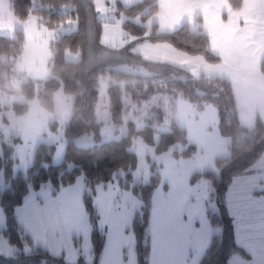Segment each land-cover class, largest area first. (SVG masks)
Segmentation results:
<instances>
[{
    "label": "crops",
    "instance_id": "0c3cea01",
    "mask_svg": "<svg viewBox=\"0 0 264 264\" xmlns=\"http://www.w3.org/2000/svg\"><path fill=\"white\" fill-rule=\"evenodd\" d=\"M141 1L95 0V3L99 2L106 10H114L116 3L127 8ZM157 5L158 11L144 24L149 31L156 27L160 33H172L183 25H194L200 19L208 33L211 50L220 57V63L211 64L202 57L188 56L169 44L145 41L136 44L133 51L148 61L185 68L195 77L204 75L228 80L233 87L241 124L254 128L258 117L264 121V0H243L240 11H234L229 0H158ZM106 23L118 31L117 39L113 37L115 44L103 42L102 33L104 46L121 48L134 40L127 38L122 25L113 20ZM0 28L3 36L14 37L19 31L24 34L23 53L19 65L14 67L19 72L15 79L20 86L26 78L47 79L52 59L51 44L63 34L61 28L50 30L35 17L18 20L10 0H0ZM141 74L148 75V72ZM16 101L25 100L18 97L6 104ZM99 105L103 107H99L98 112L105 113L106 122L101 131L108 128L114 132L106 109L107 94L100 97ZM153 106L162 109L168 119L175 120L186 130L188 143L195 146L197 152L191 158L176 159L173 151L158 155L154 147L141 138L135 141L138 165L132 174L133 183L148 181L152 164L158 165L162 174V183L152 199L149 264H200L215 232L208 216L212 189L206 179L193 182L192 178L213 171L216 160L227 158L230 140L219 132L218 111L213 105L199 110L183 97L169 93L152 96L150 104L140 110L141 114L136 118L132 116L135 125H142L143 116ZM54 111L64 113L62 127L54 123L64 131L72 114V102L70 113L65 105ZM46 113L38 100L29 102V110L24 116H17L11 109L0 112L2 134L8 137L21 132L26 142V146L23 142L15 146L16 170L24 171L31 165L42 142L39 138L50 131L52 120L46 118ZM168 127L169 120L162 129L169 130ZM92 138L83 136L76 141L79 146L86 147L94 144ZM175 150L182 152L184 148L176 147ZM125 175L120 173L114 182L95 187L98 226L105 234L99 264H139L133 221L142 203L131 191L120 187L119 179H124ZM87 193L83 176L57 194L52 185L46 184L25 198L16 209V219L35 246L54 255H63L69 262H76L80 256L92 262V225L84 203ZM226 205L234 218L236 243L248 255V258L233 256L229 264H264V154L247 173L232 181L227 190ZM6 226V215L0 207V256L9 257L15 255L18 248L4 235Z\"/></svg>",
    "mask_w": 264,
    "mask_h": 264
},
{
    "label": "trees",
    "instance_id": "16d2710c",
    "mask_svg": "<svg viewBox=\"0 0 264 264\" xmlns=\"http://www.w3.org/2000/svg\"><path fill=\"white\" fill-rule=\"evenodd\" d=\"M157 1L143 0L127 8L116 3V9L126 17L122 27L127 38L134 40L121 48H111L101 43L104 21L100 19L95 0H10L12 11L20 21L35 17L50 30L66 27L72 21L77 30L59 35L51 44L50 76L42 81L26 78L19 96L24 98V102L0 106V112L11 109L17 116H24L31 100H38L42 108L53 111L58 90L73 96L72 114L64 126V160L60 164L53 162L55 145L41 143L31 165L24 171L16 170L15 146L20 139L14 135L6 137L0 131V207L7 219L4 235L18 248L13 256H0V264H99L105 234L98 226L95 187L114 182L120 173L126 174L124 179H119L120 187L131 191L142 203L133 221V232L139 264H149L152 199L162 183V174L160 167L152 164L148 181L133 183L132 174L138 165L135 141L141 138L153 146L158 155L173 151L176 159L191 158L197 150L188 143L186 130L175 120L168 119L158 107L153 106L143 116L142 128L127 119L141 114L140 110L150 104L152 96L168 93L183 97L199 110L213 105L218 111L219 132L230 140V155L216 160L213 171L196 174L192 178L193 182L206 179L212 189L208 216L215 232L200 264H229L236 255L248 258L236 243L234 218L226 205V194L232 181L247 173L264 154V121L258 117L254 128L241 124L233 87L228 80L204 75L195 77L185 68L167 62L148 61L133 51L136 44L146 41L169 44L188 56L202 57L211 64L221 61L212 52L208 33L200 19L194 25H183L172 33H160L156 27L149 31L144 24L158 11ZM229 3L234 11H240L243 0H229ZM24 43L21 31L14 37L0 33V82L18 78L19 72L14 67L20 61ZM68 53H79L80 60L68 61ZM90 56L95 58L93 63ZM118 64L142 66L149 74L114 70L112 66ZM102 77L108 81L106 109L110 115L109 122L115 128L113 138L108 141H102L101 129L106 124L105 119L98 121L101 113L98 108L103 107L98 106ZM6 91L15 95L10 89ZM168 120L169 130H163ZM124 126L127 129L123 130ZM50 128L56 132L58 125L53 123ZM83 136H92L94 144L79 146L76 140ZM176 147L184 150L178 152ZM80 176L85 178L88 187L84 203L92 225V262L82 256L76 262H69L63 255H54L35 246L19 226L15 215L16 209L31 192L50 184L57 194L72 186ZM211 203L217 204V213L211 208Z\"/></svg>",
    "mask_w": 264,
    "mask_h": 264
},
{
    "label": "rangeland",
    "instance_id": "374dc122",
    "mask_svg": "<svg viewBox=\"0 0 264 264\" xmlns=\"http://www.w3.org/2000/svg\"><path fill=\"white\" fill-rule=\"evenodd\" d=\"M99 4H100L99 2H96V7L98 9L100 19L104 21V23L102 24L103 37H102V33H101V37L103 38L102 40H103V42H110L112 44H115L116 39H117V31L118 30H116V28H113V27L110 28L108 26V23H106V22L108 20H113L115 23H117V25H122L124 23V21L126 20V17L124 16V14L121 11H119L117 9H114V10L107 9L106 10L103 7L101 8V6ZM105 5L108 6L107 3H105ZM192 27L194 28V26H192ZM75 30H77V27H76V25H74V23L72 21H69L66 27L61 28V32L63 34H69ZM0 33L3 34V31L1 30V28H0ZM113 37H115L116 39H113ZM113 46H116V45H113ZM90 47H92V45H90ZM66 59L68 61L77 62L80 60V54L79 53H68L66 56ZM94 61H95L94 56H90V62L93 63ZM19 62L20 61L17 62L18 65H19ZM112 68L114 70L123 71V72L130 73V74H137V73H141L142 71H147L142 66L133 67V66H129L126 64H121V65L118 64V65L112 66ZM107 88H108L107 78L102 77L101 85L99 87L101 99L103 96H105V94H107ZM72 100H73V96L65 94L62 91V89L58 90L54 96V101H55L54 108H55V110H58L59 108H62L65 105L67 112L70 113ZM18 102L22 103L23 101H18ZM101 103H102V100H101ZM46 112H48V113H46V118H48V119L50 118L52 120V122H50V123H52V124L57 123L62 127V124H63L62 123V121H63L62 116L64 115L63 112H60V114H58V112L54 111V110L53 111H47L46 110ZM104 115H105V113H103V114L100 113L98 115V121L103 120ZM129 119L133 120L132 116H128L127 120H129ZM52 124H50V126ZM136 125H137V127H141L144 125V123H142V125H138V123H136ZM49 129H50V131L43 134L39 139L42 140L41 143H46V144L55 143L56 151L54 154L53 162H54V164H60L64 160V149H65L64 131L61 128L57 129L56 132H53L50 127H49ZM125 129H127L126 126H124L123 130H125ZM3 130L9 131L5 127H3ZM113 135H114V132H111L110 130H108V128H104L102 130V141L111 140L113 138L112 137ZM17 136H19L21 138L20 139L18 137L20 139V143L22 144V142H23V145L26 146V142H25V139H23V137H22V133L19 132L17 134ZM211 208L213 210H216V213H217L218 209H217L216 203H211Z\"/></svg>",
    "mask_w": 264,
    "mask_h": 264
},
{
    "label": "clouds",
    "instance_id": "9594fccd",
    "mask_svg": "<svg viewBox=\"0 0 264 264\" xmlns=\"http://www.w3.org/2000/svg\"><path fill=\"white\" fill-rule=\"evenodd\" d=\"M20 83L13 78L11 81L0 82V106H4L10 100H16L20 95ZM11 90L15 95H9L6 90Z\"/></svg>",
    "mask_w": 264,
    "mask_h": 264
}]
</instances>
